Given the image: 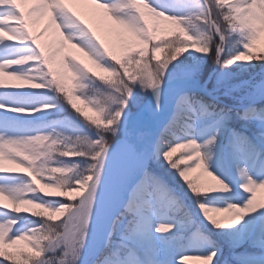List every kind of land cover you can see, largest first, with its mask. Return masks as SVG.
I'll return each mask as SVG.
<instances>
[{
	"label": "snow or ice",
	"instance_id": "6c2138e0",
	"mask_svg": "<svg viewBox=\"0 0 264 264\" xmlns=\"http://www.w3.org/2000/svg\"><path fill=\"white\" fill-rule=\"evenodd\" d=\"M69 3L91 5L88 19ZM34 16L53 29L47 46ZM261 33L264 0H0V264H82L86 252L90 264H228L188 198L230 249L246 245L236 264H264V171L246 167L264 161ZM89 64L108 74L103 101L85 91ZM137 85L152 100L133 115ZM24 89L96 117L68 112L83 135L44 132L23 118L56 105ZM209 160L221 175L232 163L235 189ZM21 241L27 251L7 250Z\"/></svg>",
	"mask_w": 264,
	"mask_h": 264
},
{
	"label": "rangeland",
	"instance_id": "374dc122",
	"mask_svg": "<svg viewBox=\"0 0 264 264\" xmlns=\"http://www.w3.org/2000/svg\"><path fill=\"white\" fill-rule=\"evenodd\" d=\"M65 2L67 3L68 0H65ZM69 6L72 7L74 11H76L78 14H81L82 16H84L85 9L92 7L91 5L71 4V3H69ZM193 6L191 7L190 11L196 10L195 8L192 10ZM23 7L25 8V10H27L29 7H32V4L27 3V4L23 5ZM182 11H189V9H182ZM84 18L88 19L87 16H84ZM30 23H31V28H32L33 32L36 34H43V35L48 36V33L53 32V29L48 26L47 19L44 16H34L33 18H31ZM93 26L95 27V24H93ZM98 31H99V29H98ZM43 35L41 36V42L42 43H44V36ZM50 40H51V35H49V39L46 43L48 44L50 42ZM259 43L262 47H264V33H261ZM53 46L55 47V45H53ZM68 52H71L72 54H75L77 56V58H81L84 61H86V58H84L82 56V54L77 53L74 49H69L67 46H65V48L63 49V52L61 54L68 53ZM161 56H162V53H157L158 59L161 58ZM58 60H59V57L57 58V61ZM86 63H87V61H86ZM207 63L211 66V61H207ZM54 66L58 67V63L54 64ZM89 67L92 69V71L96 72V77H98V76L107 77L108 76L107 73L100 72L98 69H95L90 64H89ZM233 67L235 68V65H233ZM250 71H259V69H254V70H250ZM5 80H6V82H9V83L13 82V81H10L7 77H5ZM66 83H70V82L66 81ZM28 91L38 92L35 90H30V89L21 90V92H28ZM95 91L97 93H101L104 96V94L110 90L102 88L99 85ZM151 95H152L151 90H147V89L141 90L139 85H137V87L133 91V96L130 99V100H132V102L129 100L130 106H128V110H130L132 113H134L135 111H137V109L139 107H141L143 105V102L146 100L147 96H151ZM61 96H63V95H61ZM34 97L37 100H39L38 99L39 94L36 93V95ZM102 98H104V97H102ZM40 101L41 102L29 101V103H31V104L52 103V104H55L56 107L49 110L48 112L37 113L35 116L25 117L23 119L30 122L31 126H33L34 128H37V129L42 130L44 132L52 133L54 135L57 133L56 130L54 129V126H53V123H55V122H53L52 124L49 122H46L43 120L44 117L45 118L51 117V118H56V119L58 118V120L64 119L67 126H68V124H70L72 126L75 123V121L69 115L68 112L72 113V115H74V116H78L81 121H83L84 118L87 116H91L93 118L96 117V113L91 111L89 106L82 104L79 100L75 101V103L77 104L78 107H80L82 109L83 115L76 113L75 110L71 108V105H68L67 102H65V100H62V103L64 105L61 104L60 101L57 100L51 93H48L47 95L41 97ZM65 107L68 108V111H66ZM76 123L79 124L78 122H76ZM70 130H72V128H70ZM73 130L77 131V132L81 131V129L77 128V127L73 128ZM70 136H72V135H70ZM178 153H180V150H178L176 153H174L173 156H177ZM65 159H69V158H65ZM241 162L244 163V160L242 159ZM208 166H209L210 171H213L214 174H216L218 177H220L226 183H230L234 189H235L236 185L240 182V178L236 175V172H235V170L232 166V163L230 161H228V160L224 161V167H223L224 175H221L220 172L215 170L211 160L208 161ZM5 167L14 170L11 174H23V173H25L24 168L18 167L16 164H10L7 161H5ZM246 167L248 169H251L250 174L256 175L257 171H264V161H257L256 164L254 165L252 163V161L249 159L246 162ZM20 169H24V171H22ZM57 175H59V174H57ZM45 191H49V190L45 189ZM178 192L182 194L183 189H178ZM257 199L258 200L264 199V191H260L257 193ZM3 203L7 204L8 202L5 200V201H3ZM185 203L189 207V210L191 212V216H192V219L194 220V222L196 224H201L202 225L201 230L204 232V234L210 236L211 240L220 246L221 253L219 255H220L221 262H223L225 259H227L228 264H236V261L232 259V252L235 251L236 253H242V252H244L246 245L241 244L239 247L235 248L234 250L230 249L228 244L225 241V238L223 236H221L217 230L211 229V226L208 225L207 222L203 220V217L200 216V214H199V210L196 209L194 207V205L192 204L191 198H188L185 201ZM9 207H11V205H9ZM62 218L63 217H60V219H62ZM217 218H220V217H217ZM237 227H239V226H237ZM24 248H27L25 245V242L21 241V242H18V244L16 246L9 248L8 250L9 251H15L16 249L23 250ZM188 255L193 256L194 253H188ZM178 260H179V258H178ZM85 262H86V264H90V258L88 257ZM184 264H200V262L195 260V259H188V260L184 261Z\"/></svg>",
	"mask_w": 264,
	"mask_h": 264
},
{
	"label": "trees",
	"instance_id": "16d2710c",
	"mask_svg": "<svg viewBox=\"0 0 264 264\" xmlns=\"http://www.w3.org/2000/svg\"><path fill=\"white\" fill-rule=\"evenodd\" d=\"M195 7L193 6V8H192V10L194 9ZM191 9V8H190ZM189 9V10H190ZM185 55H187V53H185ZM78 59H81V58H78ZM82 61H84L83 59H81ZM85 63H86V61H84ZM206 64H207V66L209 67V68H211V66L207 63V61H206ZM99 77V76H98ZM98 77H93V79H95L96 80V82H95V84H92L91 85V87L89 88V89H87V90H85V91H88V92H90L91 94H93V95H95L96 97H100V99L103 101L104 100V98H102V97H104L105 96V94H104V96L101 94V93H97L95 90H96V88H97V86H101L102 88H105V89H107V90H110V89H108L107 88V86L106 85H103V82L102 81H100L99 79H98ZM137 87V86H136ZM135 87V88H136ZM135 88H134V90H135ZM133 90V91H134ZM36 93L37 94H39V92H34V91H28V92H26V93H22V94H26L27 95V97H28V100L29 101H35V102H39L40 101V98L41 97H43V96H45V95H41V94H39V100H37L34 96L36 95ZM60 95H63V94H60ZM113 95H115V93H113ZM131 102H132V100H130ZM65 102H67L66 100H65ZM105 103H107V101H105ZM128 106H130V103H129V101H128ZM67 108V107H66ZM68 109V108H67ZM45 121H47V122H50L51 124L53 123V122H55V123H53V126H54V129L56 130V132L57 133H61V134H64V135H68V136H70V135H72V137H75L76 135H83L87 130L86 129H83L79 124H77L76 122L71 126L70 124H68V126L66 125V122H65V120L63 119V120H58V118L56 119V118H51V117H48V118H46L45 119ZM75 127H77V128H80L81 129V131L80 132H77V131H74L73 130V128H75ZM70 128H72V130H70ZM89 135H91V133H88ZM179 154L180 153H178L177 154V156H179ZM177 156H173V159H175ZM45 200H47V199H49V198H47V197H45L44 198ZM262 211H264V210H262ZM35 217H33V218H29V219H34ZM55 222H57V221H55ZM8 250V249H7ZM24 251H27V248H24L23 249Z\"/></svg>",
	"mask_w": 264,
	"mask_h": 264
},
{
	"label": "bare ground",
	"instance_id": "6f19581e",
	"mask_svg": "<svg viewBox=\"0 0 264 264\" xmlns=\"http://www.w3.org/2000/svg\"><path fill=\"white\" fill-rule=\"evenodd\" d=\"M51 33H52V32L48 33V36H47V35H43V36H44V44H45V45H47L46 42L48 41V39H49V35H51ZM20 170L24 171V169H20ZM84 257H89L88 254H87V252L85 253V256H84Z\"/></svg>",
	"mask_w": 264,
	"mask_h": 264
},
{
	"label": "water",
	"instance_id": "95a60500",
	"mask_svg": "<svg viewBox=\"0 0 264 264\" xmlns=\"http://www.w3.org/2000/svg\"><path fill=\"white\" fill-rule=\"evenodd\" d=\"M85 260L82 261V264H84Z\"/></svg>",
	"mask_w": 264,
	"mask_h": 264
}]
</instances>
